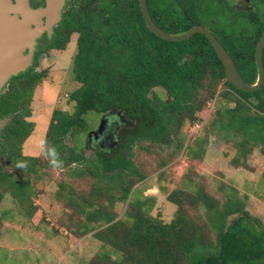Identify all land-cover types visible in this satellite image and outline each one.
<instances>
[{
	"label": "rangeland",
	"instance_id": "rangeland-1",
	"mask_svg": "<svg viewBox=\"0 0 264 264\" xmlns=\"http://www.w3.org/2000/svg\"><path fill=\"white\" fill-rule=\"evenodd\" d=\"M195 1H199L197 15L192 17L188 10L189 17L210 30L221 43L224 36L234 33L249 41L260 28L264 29V2L256 3L260 0ZM235 7L257 14L259 20L252 22ZM178 14H183V10ZM99 21L95 18L90 23ZM78 38L79 34L74 32L65 50L38 52L37 64L33 66V73H44V76L35 86L29 115L25 118L31 124V132L19 148L22 156L19 163H7L3 158V172L10 178L5 184L0 182L3 193L0 264H89L97 254L111 249L103 248V243L94 236L99 230L118 221L132 223L131 214H138L141 209L150 219L170 223L180 207L169 201V196L186 195L191 199L200 189L209 201L216 203L215 209L210 211L203 203L196 207L185 205L184 209L202 227L208 242L219 245L216 228L219 213L227 212L226 207L236 203L241 206L242 215L245 213L264 232V145L258 139L251 141L254 131L243 133L238 128L229 129L228 111L223 119L216 116L218 108L236 110L232 95L229 98L234 101L215 95L196 114L198 121L186 122L178 134L165 141L134 143L125 154L131 165L122 172L102 170L97 152L108 155L112 151L98 148L96 138L91 142L89 138L91 132L100 131L97 138L112 135L115 139L125 123L118 115L90 111L84 115L85 131L76 137L79 143L68 134L63 138L64 148L60 152L49 148L47 131L53 113L56 110L69 115L75 112L76 102L70 99L81 87L73 70ZM7 89L8 86L2 93ZM223 90L221 85L217 94ZM154 91L163 100L169 98L163 88ZM255 103L252 99L250 110L245 113L256 114ZM249 139L243 157L241 145ZM14 147L7 142L3 145L4 150ZM73 152L81 153L84 160L69 161ZM98 211L108 214L113 221H87L88 213ZM238 216L228 215L226 226ZM262 250V246L255 247V253ZM252 264H264V253Z\"/></svg>",
	"mask_w": 264,
	"mask_h": 264
},
{
	"label": "trees",
	"instance_id": "trees-1",
	"mask_svg": "<svg viewBox=\"0 0 264 264\" xmlns=\"http://www.w3.org/2000/svg\"><path fill=\"white\" fill-rule=\"evenodd\" d=\"M162 2L147 0L152 19L164 32L185 33L198 25L195 18L189 17L188 10L192 17H196L199 1ZM263 2L256 1L258 4ZM109 4L116 7L69 12L55 37L48 40L47 48L35 55L34 65L38 52L65 50L71 35L74 32L79 34L73 70L81 87L71 94L70 99L76 102L75 112L69 115L56 110L53 113L47 131V144L51 150L60 152L64 148L63 138L68 134L79 143L76 137L85 131L86 113L96 111L118 115L125 121L116 136L118 143L110 154H97L104 172H122L131 165L125 154L134 143L144 140L160 142L175 136L186 122L198 121L196 114L215 95L228 98L232 95L237 105L236 110L218 108L216 116L223 119L228 111L231 114L226 124L229 129L238 128L243 133L254 131L256 135L251 134V141L258 139L264 145V88L248 93L229 83L225 79L223 63L204 34H196L181 42L163 40L146 26L138 0H110ZM235 9L241 10L240 14L248 16L252 22L259 20L257 14ZM181 10L183 14H178ZM95 18L101 22L91 24ZM102 24L105 27H100ZM263 33L264 29L260 28L249 41L235 33L224 36L222 44L248 84L257 80L255 49ZM33 66L12 77L5 86H8L7 91H0V120L8 119L6 126L0 129V182L4 184L10 177L3 172V158L7 163L20 161L19 148L31 132V124L25 118L29 115L35 86L44 76V73H33ZM221 85L224 90L217 94ZM156 88H163L169 98H160L154 91ZM252 99L256 100L257 113L250 115L245 112L250 110ZM248 141L250 139L241 145L243 157ZM5 142L14 144L13 150H4ZM262 151L264 153V149ZM68 159L74 163L82 162L84 156L73 152ZM235 163L238 164L239 160L236 159ZM124 190L128 191V188ZM184 196H169L168 200L180 207L177 217L170 223L150 219L141 209L138 214H131L132 223L118 221L99 230L94 236L103 243V248L108 246L111 249L97 254L89 264H252L255 258L260 259L264 253V232H260L258 225L245 213L242 215L238 203L226 207L227 212L219 213L216 224L219 245L216 246L207 241L202 227L184 209L185 205L196 207L203 203L213 211L216 203L209 201L202 189L191 199ZM2 198L0 192V203ZM231 214L240 216L226 226L225 219ZM96 220L113 221L101 211L87 214V221ZM257 246L263 247L260 253H255Z\"/></svg>",
	"mask_w": 264,
	"mask_h": 264
},
{
	"label": "water",
	"instance_id": "water-1",
	"mask_svg": "<svg viewBox=\"0 0 264 264\" xmlns=\"http://www.w3.org/2000/svg\"><path fill=\"white\" fill-rule=\"evenodd\" d=\"M138 1L146 26L156 36L171 42H181L202 33L207 37L219 60L223 63L225 79L229 83L248 93H254L264 88V33L261 35L255 49L257 80L254 84H248L240 75L232 56L210 30L197 25L185 33H166L152 19L147 0ZM244 1L249 2V0ZM48 12H50L49 8H32L28 0H0V91L4 89L12 77L26 72L34 65L37 40L46 29L50 32V22L47 26H44L43 22V17ZM7 122L8 119L0 120V129L6 126ZM114 125L116 124L114 123ZM116 129L112 133H115ZM100 133V131L91 132L89 134L90 142L95 137L98 148L111 152L116 144V137L114 136L115 139H113L112 135H107L103 138L101 136L97 138L96 136ZM100 139L103 140V143H100ZM108 146L109 149L106 148Z\"/></svg>",
	"mask_w": 264,
	"mask_h": 264
},
{
	"label": "flooded vegetation",
	"instance_id": "flooded-vegetation-1",
	"mask_svg": "<svg viewBox=\"0 0 264 264\" xmlns=\"http://www.w3.org/2000/svg\"><path fill=\"white\" fill-rule=\"evenodd\" d=\"M105 1L107 0H28L30 6L34 9L49 8L50 10V12L43 17L44 26H47L50 22V32L46 29L37 40L35 55L37 51L47 48L50 42L48 40L55 37L60 25L65 21L69 12H81L84 8L91 10L95 7H116V5L106 4Z\"/></svg>",
	"mask_w": 264,
	"mask_h": 264
}]
</instances>
